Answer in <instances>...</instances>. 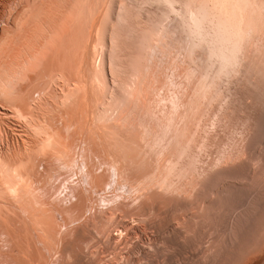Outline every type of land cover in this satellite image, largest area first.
Segmentation results:
<instances>
[{"label": "bare ground", "instance_id": "6f19581e", "mask_svg": "<svg viewBox=\"0 0 264 264\" xmlns=\"http://www.w3.org/2000/svg\"><path fill=\"white\" fill-rule=\"evenodd\" d=\"M1 18L0 262L172 264L165 251L174 243L190 247L203 224L207 230L206 220L209 228L219 225L220 203L251 198L238 189L244 182L260 189L254 209L264 212V0H0ZM173 56L181 61L176 70ZM150 69L155 73L147 79ZM79 119L93 122L88 141L75 134ZM112 124L127 145L112 152L114 167L95 145ZM164 144L175 177L167 190L150 167ZM76 145L79 175L51 192L57 177L47 165H59L63 149ZM151 172V190L127 199ZM112 184L127 193L110 194ZM108 208L126 215L112 232L103 222ZM171 214H178L175 223ZM132 217H142L141 225L131 224ZM238 231L227 236L235 244ZM110 243L120 250L112 258ZM216 256L201 264H217Z\"/></svg>", "mask_w": 264, "mask_h": 264}, {"label": "rangeland", "instance_id": "374dc122", "mask_svg": "<svg viewBox=\"0 0 264 264\" xmlns=\"http://www.w3.org/2000/svg\"><path fill=\"white\" fill-rule=\"evenodd\" d=\"M39 2V1H38ZM13 4V3H12ZM11 6V5H10ZM4 12L3 13H1V17L3 18L4 17ZM1 18V19H2ZM3 22V19L2 20H0V24ZM48 51H50V49L48 50ZM171 61L173 62L170 66L172 67V69L173 70H176L177 69V66H173V64L175 63V62H178V63H180L181 64V61H179L178 60V58L177 57H175V56H173V58L171 59ZM154 64H155V66H156V69H159L160 68V61L158 62V63H156V62H154ZM177 72H178V70L175 72L176 74H177ZM150 73H155V70L154 69H150V72L149 73H147V79H150V77H149V74ZM35 74H40V72L39 71H36V73ZM159 75H157V77H158ZM176 77H177V79L179 78V77H181V74H179V77L176 75ZM176 77H175V80H176ZM23 78V77H22ZM21 77H20V79H18L17 81L20 83V84H24L25 83V79L23 78L22 79ZM165 78H167L168 80H169V83L171 84V86L172 85H174L175 83V81H174V77H172L171 75H165ZM45 80H47V77H45L44 78ZM180 80H181V78H179ZM178 79V81H180ZM19 80H21V82L19 81ZM23 80V81H22ZM177 81V82H178ZM23 82V83H22ZM174 88L173 89H171L172 87H169L170 88V93L171 92H175V91H177V90H175L177 87L176 86H173ZM176 87V88H175ZM179 88V87H178ZM172 90H174V91H172ZM157 93V91L154 89L153 90V94L155 95ZM36 96H37V94H36ZM213 113H214V111L213 110H211V111H209L208 112V114L205 116V119H210L211 117H212V115H213ZM81 122V123H80ZM78 125V126H77ZM77 125H76V128H75V134L77 135V136H79L81 139H86L87 141H88V138H89V135L93 132V130H94V127H93V122H92V120H90V119H79V123H77ZM118 128L115 126V125H111L109 128H107L106 130H109V131H104V132H102L103 134L101 135V140H97V144H95L96 145V149H98L97 151H98V153L101 155L102 154V156L103 157H105V158H107L108 160H110V162L113 164V167L115 166V164H114V161L112 160V152H119L120 151V149L121 148H127V145H126V143H125V138H124V136L117 130ZM107 134V135H105V134ZM109 134V135H108ZM115 134V135H114ZM112 135H113V137H114V139H111L112 138ZM103 136V137H102ZM104 136H106V137H104ZM111 139V140H115V142L114 141H112V142H110V139L108 138V137ZM121 137V138H120ZM105 138H107V139H109V140H106ZM103 140H106V142H108V144L107 145H105L104 144V142H103ZM112 146H114V147H112ZM112 148V149H111ZM100 149V150H99ZM66 149H63V151H64V154H63V157H61V160H60V164L59 165H51V164H48L47 165V168L54 174V175H56V177L57 178H55L53 181H52V184H51V192H53V190H54V187H55V185H57V184H59L60 183V186H61V190H63L64 189V186L69 182V183H72V181H73V179H74V177H70L69 175H75L76 173L79 175V171H77V169L75 168V164H77V162H75L74 161V163H72V159L74 160H76V153H77V145L76 146H74V147H72V151L70 150V151H68L67 152V150L65 151ZM101 152V153H100ZM120 154H121V152H119ZM168 153H169V149L165 146V144L164 145H162V147L160 148V150L155 154V156H154V160H153V162L151 163V171L152 170H155V171H157L158 172V176L160 177V179L162 180L161 181V183H160V187L162 188V189H164V190H167L168 189V187H169V185H170V183L172 182V180H175V177L173 178V169H172V164L169 162V161H164V159L165 158H167V155H168ZM73 155V156H72ZM72 157V158H71ZM90 159H91V156H90ZM96 165H95V169L96 168H98V172L100 173V170L102 169V167L100 166V165H98L97 163H95ZM132 165V163H128L127 165H124L123 166V168H125V167H127V169H129V167ZM155 173L156 172H151L145 179H144V181H143V183H142V188H141V190L138 192L137 190H135L133 193H127V190H128V188H123V186H118V188H120V190H116V188H112V186H113V184H114V181H113V184L112 185H110V188L108 189V192L111 194V193H113V192H117V191H121V192H123L122 190H125L126 189V192L125 193H127V199H134V198H136L137 197V194L139 193V194H145V193H148L150 190H151V188L153 187V185H154V183H155ZM63 175H64V177H63ZM175 175V174H174ZM59 176V177H58ZM68 177H70V178H68ZM151 178V179H150ZM64 179H66V180H64ZM150 179V180H149ZM61 180H62V182H61ZM65 182H64V181ZM239 182V183H238ZM244 182V181H243ZM238 183V184H237ZM242 183V181L241 180H237L236 181V184H237V187L238 186H240V184ZM245 183V182H244ZM242 184L243 186L241 187L240 186V188L238 187V189L239 190H242L243 192H250V195H251V198H252V195H257V196H253V201L251 200V198L249 197H244L243 195H241L240 197H238L235 201H233V202H235V205H237L238 204V207L236 206V208L235 207H233V206H235L234 205V203H233V206L232 205H230V204H232V202H230V203H226V205L227 204H229V205H225V203H220V204H224V205H218V210H217V216H218V219L220 218V220H218V222L220 223H218L219 225H217V224H215V223H213V226L211 225L210 226V228L212 227V230L210 231L209 229V223L211 224V220H206V222H209V223H206L205 222V224L207 225H205V229H207L208 231H210V232H208L207 230L205 231L204 229H203V227H204V224H203V226H202V230L200 231L201 232V235L203 236V240L202 239H200L199 237V240H198V238L196 237L197 235H199L200 234V232L199 233H197L196 235H193L192 237V240H191V242H189V245H190V247L189 246H187L188 245V243L186 244V243H182V245H181V243H180V246H179V243H176L177 244V248L175 247L176 245H175V243H174V246H173V244H172V246L171 247H173L172 249H170L169 251H170V253H168L169 251H165V253H167V254H171V259H173V263H175V262H178V261H180L181 262V264H186V263H188V262H191V263H193V264H196L195 262H197V261H199L200 259H198V258H201V257H203L202 259H201V261H199L198 263H203V262H207V261H209L208 259H210L211 257H214L215 258V256L217 255V254H215L216 252H218V255H221V256H216V257H219V258H221V259H218V261H216V259H215V262L217 263V264H264V232H259V235H258V233H254V232H256V230H257V232H258V228H260V230L259 231H261V228L263 227V225L261 226L260 225V223H262V224H264V212H262V210H260L261 211V213H263L261 216H260V212H258V214L259 215H257V213H255L256 211H255V204H256V201L258 200V193H259V190L260 189H256L257 187L256 186H254V185H252L251 184V186L248 184V186H247V183L246 184ZM173 184H174V182H173ZM117 186V185H116ZM254 186V187H253ZM53 187V188H52ZM57 187V186H56ZM244 187V188H243ZM248 187V188H247ZM247 188V189H246ZM251 188V189H250ZM253 188V189H252ZM259 188V187H258ZM246 190V191H245ZM251 190V191H250ZM255 190H256V192H257V194H256V192H255ZM216 192V191H215ZM254 192V193H253ZM60 193V192H59ZM59 193L58 194H56V195H53L52 196V198H50V200L52 201V202H57L58 201V199H59ZM124 193V192H123ZM58 195V196H57ZM62 194H60V196H61ZM98 196V195H97ZM97 196H95L94 198H97ZM86 197H88L87 195H86ZM125 197V198H126ZM257 197V198H256ZM56 198V199H55ZM245 198V199H244ZM54 199H55V201H54ZM239 199H240V201H239ZM241 199H243V201L241 202ZM248 199V200H247ZM194 200V197L193 198H191V201H193ZM244 200H245V202H244ZM246 200H247V202H246ZM238 201V202H237ZM250 201V202H249ZM236 202H237V204H236ZM243 203L244 205H242L241 203ZM252 202V203H251ZM249 206H248V205ZM254 204V205H253ZM199 205H200V202H198L197 203V205H196V207H199ZM241 205V206H240ZM246 205V206H245ZM203 206V204H201V207ZM224 207L223 209H222V207ZM226 206V207H225ZM243 206V207H242ZM253 206V207H252ZM230 207V208H229ZM231 207H232V209H231ZM240 207V208H239ZM241 207H242V209H241ZM200 208V207H199ZM220 208V209H219ZM228 208V209H227ZM248 208H249V210H251V211H249L248 210ZM195 209V207H192V208H190V211H193ZM231 209V210H230ZM235 209V210H234ZM225 210V211H224ZM228 210H230V212L228 211ZM239 210V211H238ZM242 210V212H240ZM246 210V211H245ZM264 210V209H263ZM218 211H219V215H218ZM231 211H232V213H231ZM235 211H236V213H237V217L235 216L236 215V213H235ZM199 212H201L200 210H199ZM223 212V214L222 215H220V213H222ZM235 214H234V213ZM106 213V214H105ZM105 213H104V218L105 219H103V222L104 223H106L110 228H109V231L110 232H112V230H113V225L115 224V222L117 223V221H119V222H121V221H125L126 220V215L124 214V213H122L121 211H118V210H116L115 211V209L113 210V208L111 209V208H108V209H106V211H105ZM110 213V214H109ZM119 213V214H118ZM228 213H229V215L230 216H228ZM249 213V214H248ZM252 213V214H251ZM108 214V215H107ZM121 214V215H120ZM244 214V215H243ZM247 216H246V215ZM254 214H256V218L255 219H257V220H255L254 219ZM38 215V214H37ZM125 215V216H124ZM173 215V216H172ZM226 215V216H225ZM249 215V216H248ZM251 215V216H250ZM115 216H116V218H115ZM122 216V217H121ZM232 216V217H231ZM241 217V220H242V218H244L242 221H243V223L245 222V221H247L246 222V224L247 225H245V223L244 224H242V226L241 225H239V224H241L242 223V221L241 220H236V219H240V217ZM244 216V217H243ZM254 216V217H253ZM257 216H260V217H257ZM121 217V218H120ZM231 217V218H230ZM233 217L234 218H236V219H234V220H236V221H239V222H234V220H233ZM177 218H178V214H171V216H170V219H171V221H173V223H175L176 222V220H177ZM223 218H225V221L227 222H225L224 220H223ZM249 218V219H248ZM251 218H252V220L254 219V221H255V223H254V221H251ZM122 219V220H121ZM123 219H125V220H123ZM136 221H135V220ZM140 219H142V217H140V218H136V217H132V218H128L127 220L128 221H130V223L131 224H140L141 225V222H139L140 221ZM231 219H232V222H231ZM139 220V221H138ZM223 220V221H222ZM227 220H229V224H228V221ZM258 220H261V222L259 223V221ZM112 221V222H111ZM135 222V223H134ZM226 224H225V223ZM231 222V223H230ZM235 223V224H232V223ZM253 223V224H251V223ZM111 223V224H110ZM257 223V224H256ZM258 223H259V225L261 226H258ZM136 224V225H137ZM193 224V223H192ZM249 224H251V225H249ZM256 224V225H255ZM216 225V226H215ZM225 225H227V226H229L230 227V225H231V228L229 229V230H232V227H233V230L232 231H228V229H227V226L225 227ZM233 225V226H232ZM248 225L249 226H251V227H249V229H248ZM253 225H255V228H256V230L254 231V226ZM217 226H220L221 228H224V229H222V232H221V228L220 227H218V228H216ZM236 226H239V228L238 227H236ZM244 226V227H243ZM253 226V227H252ZM213 227H215V231H213ZM236 227V228H235ZM209 228V229H208ZM220 228V229H219ZM241 228V229H240ZM243 228V229H242ZM245 228V229H244ZM250 228H251V231H250ZM219 229V230H218ZM226 229H227V231H226ZM248 229V230H247ZM264 229V227L262 228V230ZM65 230V228H63V231ZM224 230V231H223ZM234 230H236V231H234ZM242 231L243 230V234H242V232H241V235H239L238 236V238L237 239H235L237 242H236V244H235V242L233 241V240H229L230 239V237L229 236H233V237H235L232 233L231 234H229L230 232H237V231ZM246 230V231H245ZM205 231V235L203 234V232ZM213 231V232H212ZM217 231V232H216ZM238 231V232H239ZM249 231H250V233H249ZM254 231V232H253ZM264 231V230H263ZM225 232V233H224ZM226 232H227V235H226ZM244 232H245V234H244ZM253 232V233H252ZM216 233V234H215ZM222 233L226 236L225 237V239L228 241V243H227V241L225 242V241H222V239H219V238H222V237H224L223 235H222ZM262 234V236H261V234ZM208 234V235H207ZM209 234H210V236H211V238H209L210 236H209ZM235 234V233H234ZM201 235H199V236H201ZM257 235H258V237H257ZM96 236H98V235H96ZM159 236V235H158ZM157 236V237H158ZM195 236V237H194ZM207 236V237H206ZM217 236V237H216ZM229 237V239H228V237ZM260 237V238H259ZM159 238V237H158ZM196 240H195V239ZM208 238V239H207ZM218 238V239H217ZM195 241H194V240ZM212 239V240H211ZM216 239V240H215ZM232 239H234V238H232ZM197 240L198 241H200L199 243H197ZM207 240V241H206ZM209 240V241H208ZM211 240V241H210ZM219 240V241H218ZM222 242H225L226 243V245H224L225 243H221V241ZM118 242V239L117 240H113L112 242L114 243V244H116V246L118 247L119 245V243H117ZM194 241V243H192ZM202 241H203V243H202ZM217 241V242H216ZM233 241V242H232ZM111 242V241H110ZM111 242V243H112ZM210 242V243H209ZM219 242V243H218ZM231 242V243H230ZM109 244L108 245V251L109 252H111L110 254H109V252L107 251V253H106V255H108V258H112V255H113V257L117 254V253H119L120 252V250H118L119 252H117V247H114L115 245L114 244ZM196 243V246H194L193 244H195ZM221 243V244H220ZM233 243V244H232ZM185 244V245H184ZM191 244H192V246H191ZM200 244V245H199ZM209 244V245H208ZM215 245V246H213V245ZM218 246H217V245ZM229 244H231L230 246H229ZM91 245V246H90ZM97 245V244H96ZM95 245V243H91V244H89L87 247L89 248H87L88 249V251L89 250H91L90 252H89V254L90 255H92V256H94L95 255V250H97V246ZM197 245H198V247H197ZM206 245V246H205ZM91 247V249H90V247ZM92 246H96V247H93L92 248ZM112 246V247H111ZM201 246V247H200ZM202 246H204V248L202 247ZM209 246V247H208ZM217 246V247H216ZM222 246H224L223 248H222ZM227 246H229V247H227ZM84 247V246H83ZM114 247V248H113ZM189 247V248H188ZM196 247V248H195ZM200 247V248H199ZM212 247V248H211ZM220 247V248H219ZM85 248V247H84ZM96 248V249H95ZM116 248V252H115V249ZM119 248H121V246H119L118 247V249ZM191 248V249H190ZM214 248H216V249H214ZM111 249V250H110ZM113 249V250H112ZM177 249V250H176ZM204 249V250H203ZM222 251H221V250ZM92 250H94V254H92L91 252H92ZM194 250V251H193ZM196 250V251H195ZM201 250H203V252L201 251ZM208 250H209V252H208ZM216 250V251H215ZM218 250V251H217ZM88 251H87V253H88ZM199 251V252H198ZM211 251V252H210ZM212 251H214V252H212ZM220 251V252H219ZM187 252V253H186ZM53 253V255L55 254L54 252H52ZM115 253V254H114ZM164 253V254H165ZM175 253V254H174ZM185 253V254H184ZM205 253H206V255H207V260H205L204 259V256H205ZM222 253V254H221ZM49 254H51V252L49 253ZM48 254V256L50 257L49 258V261H51V257H52V254L51 255H49ZM173 254V255H172ZM203 254V255H202ZM208 254H209V256H210V254L212 255V256H210V258H209V256H208ZM202 255V256H201ZM213 255H215V256H213ZM89 256V255H88ZM111 256V257H110ZM196 256V257H195ZM201 256V257H200ZM173 257V258H172ZM198 257V258H197ZM55 259V255L52 257V261H54V259ZM190 259H192V261L190 260ZM196 259H198L197 261H196ZM175 260V261H174ZM186 263H185V262ZM188 261V262H187ZM180 262H178V263H180ZM183 262V263H182ZM214 262V263H215ZM133 264H139V263H141V262H132ZM160 263V262H159ZM159 263H157V264H159ZM172 263V264H173ZM197 263V264H198ZM0 264H3L2 262H0ZM129 264H131V263H129ZM161 264V263H160ZM176 264V263H175Z\"/></svg>", "mask_w": 264, "mask_h": 264}]
</instances>
